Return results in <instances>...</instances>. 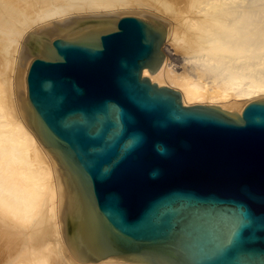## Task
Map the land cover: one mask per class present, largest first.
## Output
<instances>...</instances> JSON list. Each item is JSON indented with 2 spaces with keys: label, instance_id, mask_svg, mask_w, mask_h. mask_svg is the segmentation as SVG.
I'll list each match as a JSON object with an SVG mask.
<instances>
[{
  "label": "water",
  "instance_id": "1",
  "mask_svg": "<svg viewBox=\"0 0 264 264\" xmlns=\"http://www.w3.org/2000/svg\"><path fill=\"white\" fill-rule=\"evenodd\" d=\"M163 42L122 17L96 43L52 40L27 69L38 137L73 179L80 256L264 264V102L240 118L182 105L141 75Z\"/></svg>",
  "mask_w": 264,
  "mask_h": 264
},
{
  "label": "bare ground",
  "instance_id": "2",
  "mask_svg": "<svg viewBox=\"0 0 264 264\" xmlns=\"http://www.w3.org/2000/svg\"><path fill=\"white\" fill-rule=\"evenodd\" d=\"M128 8L160 16L147 22L164 36L158 68L141 75L182 105L240 118L264 102V0H0V159L16 166L0 173V264H146L80 256L73 179L38 137L27 96V69L55 57L52 40L96 43Z\"/></svg>",
  "mask_w": 264,
  "mask_h": 264
},
{
  "label": "rangeland",
  "instance_id": "3",
  "mask_svg": "<svg viewBox=\"0 0 264 264\" xmlns=\"http://www.w3.org/2000/svg\"><path fill=\"white\" fill-rule=\"evenodd\" d=\"M130 11H129V10ZM127 10H121V11H119L118 13H117V15H119V14H122V15H120V16H122V17H135V18H137V19H140V20H142V21H145V22H149V20H150V18L152 19H154L155 17H158V19L159 20H161V18H160V16H156V15H154L153 13H146V14H144V13H142V12H140V11H138V10H132L131 11V9L130 8H128ZM124 14V15H123ZM127 15V16H126ZM121 17V18H122ZM118 18V17H117ZM148 19V20H147ZM50 22H52V21H50ZM48 24H50V23H48ZM47 23H46V25H48ZM115 27H116V25H115ZM115 29V28H114ZM42 38H44V39H46V40H51V38H48V37H42ZM56 38V37H55ZM165 44V43H164ZM163 47V46H162ZM30 56V55H29ZM21 90V89H20ZM4 160V159H3ZM3 160L2 159H0V173L2 174V177L3 176H9L10 178H11V176H10V173H9V171L11 170V169H13V170H15L13 167H15L16 168V166H14L15 164H12V163H8L7 165L8 166H6V162L5 161H7V159H5L4 160V162H3ZM2 161V162H1ZM3 164H5L4 166H3ZM4 169H3V168ZM8 169H9V171H8ZM5 171V172H4ZM8 171V172H7ZM7 174V175H6ZM15 178V177H14ZM68 222H69V220H64V223H65V226H68Z\"/></svg>",
  "mask_w": 264,
  "mask_h": 264
}]
</instances>
